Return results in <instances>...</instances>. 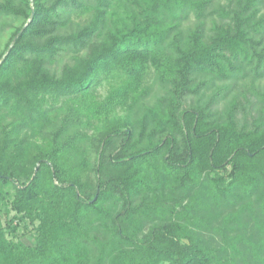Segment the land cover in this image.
Segmentation results:
<instances>
[{
	"label": "trees",
	"instance_id": "1",
	"mask_svg": "<svg viewBox=\"0 0 264 264\" xmlns=\"http://www.w3.org/2000/svg\"><path fill=\"white\" fill-rule=\"evenodd\" d=\"M229 1L232 11L211 12L214 0L0 1V15L27 19L0 58V264H264V94L259 108L235 102L225 121L178 109L182 93L210 83L193 85L194 73L264 75V0ZM67 9L90 20L63 33ZM212 14L230 21L215 17L206 38ZM192 17L200 23L184 33ZM62 59L57 76L48 64ZM152 68L166 92L148 103ZM115 74L124 82L97 100L96 86ZM50 99L93 124L79 138L94 144V166L66 130L46 134L56 123ZM242 106L251 126L239 125ZM135 115L159 139L129 153ZM4 209L15 212L8 225ZM22 220L31 240L18 235ZM94 229L113 234L110 249L97 233L89 239Z\"/></svg>",
	"mask_w": 264,
	"mask_h": 264
},
{
	"label": "rangeland",
	"instance_id": "2",
	"mask_svg": "<svg viewBox=\"0 0 264 264\" xmlns=\"http://www.w3.org/2000/svg\"><path fill=\"white\" fill-rule=\"evenodd\" d=\"M4 1V0H0ZM224 5L226 8L232 11V8L235 7V3H231L229 0H214V5L208 8V11L214 10L218 5ZM64 17L68 19V25L62 28L63 33L73 32L75 31L77 25H84L90 20L89 13H82L80 11H74L72 9H67L64 12ZM217 18L219 21L222 19L217 15H210L204 18V33L205 37L209 38L212 34V23L213 19ZM224 22H229L230 19L226 18L222 20ZM27 23V19L18 18L14 16H6L0 15V58L5 56V52L7 51L8 43L13 39L16 30L25 25ZM200 21L195 17L184 21L181 29L184 33H189L190 30H193ZM180 37V36H179ZM175 34L172 33L170 39H174ZM181 38V37H180ZM67 58V57H66ZM65 60V59H64ZM63 59L52 64H48L52 73H55L57 76L61 73V65L63 64ZM157 74H160L157 70L152 68L150 73L147 75V78L144 83V87L149 89V95L146 97V102H151V100H155L156 97L161 96L166 92V85L157 78ZM213 81L211 82V80ZM125 80V76L115 74L109 77L108 79H103L102 82L96 86L95 88V98L99 101L104 100L113 90L119 87ZM209 81V85L206 88L199 90V92L188 91L186 93H182L178 109L180 111L195 106L205 108V112L207 115V119L210 122L213 121H225L227 120L228 113L230 108L235 102H240L243 104L244 108H249L250 106L255 105L256 108L262 104L259 102V97L264 94V75L259 76L257 78L254 77H246V78H237L230 75H217L213 78H209V76L200 75L198 73L193 74V85H197L198 83ZM172 87L169 86L170 90ZM172 95V94H171ZM173 96V95H172ZM259 96V97H258ZM171 97V96H170ZM49 103L53 106V117H55V126L53 130L50 132H46V134H52L57 129H64L68 134H71L74 137L75 143L78 147L77 153L78 156L87 159L90 161V165L94 166L97 160V152L94 144L91 143L89 139L84 140L80 139L79 135L91 136L94 133L93 124H86L83 121H86L87 117L83 115H76L74 111V103L67 101L65 99L60 101L49 100ZM243 106L238 109V120L239 125L243 126L244 123L252 125V114H247L244 117ZM254 106V107H255ZM127 113V109H120L116 112L115 115L120 116ZM255 114V113H254ZM114 115L110 116L113 117ZM76 117V118H75ZM69 118V120H67ZM143 116L135 115L134 116V126L133 130L135 131V136L132 139L133 148L129 151L131 153L134 150L140 149L149 145L154 140L159 139V135H154L152 133V129L154 124L147 120L142 119ZM247 118V119H246ZM10 118L6 119V122L9 121ZM96 121V120H94ZM97 123V122H96ZM78 136V137H77ZM93 175V174H92ZM135 202L140 203V200L135 199ZM122 200L117 198L108 199L106 204L114 211H119L122 208ZM15 212L11 211L10 216L5 214V209L3 210V220L5 225H8V218L11 217ZM141 217V214L135 213L131 216V219H137ZM131 222V221H130ZM15 222H12L11 226L14 225ZM26 225V226H25ZM151 224L142 225V230L145 232L149 229ZM34 231L33 225H28L27 220H22L19 223L18 235H23V238L26 240H31V233ZM140 231V232H141ZM98 234L100 237L98 239V247L105 246L106 249H110L109 247L113 246L114 238L112 233H102L97 232L95 229L91 231L89 239L93 240L94 234ZM142 234V233H141ZM92 235H94L92 237ZM10 237H12L10 235ZM90 240V241H91ZM94 242H90L92 247H96ZM95 249V248H94ZM92 264H95L94 262Z\"/></svg>",
	"mask_w": 264,
	"mask_h": 264
},
{
	"label": "water",
	"instance_id": "3",
	"mask_svg": "<svg viewBox=\"0 0 264 264\" xmlns=\"http://www.w3.org/2000/svg\"><path fill=\"white\" fill-rule=\"evenodd\" d=\"M32 17H33V14H32V16H31V18H32ZM19 34H20V33H19ZM16 38H17V37H15V39H14L13 42H12V44L15 42ZM2 60H3V59H2Z\"/></svg>",
	"mask_w": 264,
	"mask_h": 264
}]
</instances>
